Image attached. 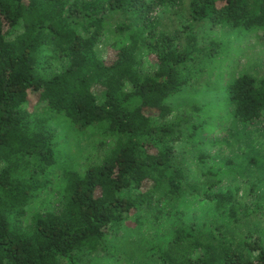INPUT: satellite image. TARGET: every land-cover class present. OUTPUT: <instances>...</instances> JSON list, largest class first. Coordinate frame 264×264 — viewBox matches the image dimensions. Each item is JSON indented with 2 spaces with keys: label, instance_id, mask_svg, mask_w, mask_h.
Wrapping results in <instances>:
<instances>
[{
  "label": "trees",
  "instance_id": "1",
  "mask_svg": "<svg viewBox=\"0 0 264 264\" xmlns=\"http://www.w3.org/2000/svg\"><path fill=\"white\" fill-rule=\"evenodd\" d=\"M168 7L173 31L156 15ZM208 25L262 29L264 0H0V264L115 263L132 215L200 192L177 145L205 127L204 109L174 116L168 102L219 56L222 43L200 37ZM103 39L115 43L110 63ZM226 94L236 121L263 117L264 79L242 75ZM58 118L99 129L100 162L62 166ZM44 192L48 208L28 219ZM206 197L234 222L251 218L237 192ZM149 251L160 264H264V230L177 227Z\"/></svg>",
  "mask_w": 264,
  "mask_h": 264
},
{
  "label": "rangeland",
  "instance_id": "2",
  "mask_svg": "<svg viewBox=\"0 0 264 264\" xmlns=\"http://www.w3.org/2000/svg\"><path fill=\"white\" fill-rule=\"evenodd\" d=\"M159 12L156 15L163 18L167 31L179 26L181 20L176 17L175 8ZM200 37L207 44L212 40L220 41V54L197 75L190 87L171 98L168 105L174 116L193 105L204 109L196 120L205 122V127L194 137L186 138L185 135L177 145L188 162L190 180L198 183L201 190L170 206L159 202L152 209L132 215L116 236L113 248L119 256L112 264H160L149 249L172 239L177 227L196 226L208 230L224 225L235 232L264 230V115L247 124L236 121L226 94L228 86L242 75L264 79V28L247 31L208 25ZM103 40L100 50L110 63L115 59L116 52L112 48L115 43L112 39L110 43ZM157 64L153 54L145 53L141 71L151 73ZM95 92L101 95L99 89ZM34 103L31 101V110L35 109ZM55 131L62 148V166L67 168L83 171L100 162L107 151L106 147L102 148L103 139L98 128L80 132L68 121L58 118ZM190 133L191 129L188 135ZM227 191L238 193L250 219L234 222L226 209L216 211L206 197L209 193ZM48 204L49 194L41 193L39 200L28 208L27 218L43 213ZM138 217L143 221L141 225ZM119 243L123 245L117 246Z\"/></svg>",
  "mask_w": 264,
  "mask_h": 264
}]
</instances>
